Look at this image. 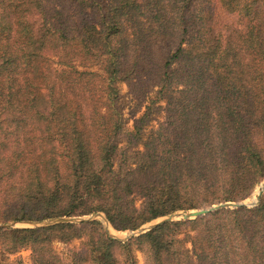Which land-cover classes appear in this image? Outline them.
Instances as JSON below:
<instances>
[{
	"label": "trees",
	"instance_id": "1",
	"mask_svg": "<svg viewBox=\"0 0 264 264\" xmlns=\"http://www.w3.org/2000/svg\"><path fill=\"white\" fill-rule=\"evenodd\" d=\"M263 180L264 0H0V224L102 213L135 231ZM54 241L79 246L62 261ZM23 248L31 264H264V192L124 241L98 219L0 229V264Z\"/></svg>",
	"mask_w": 264,
	"mask_h": 264
},
{
	"label": "rangeland",
	"instance_id": "2",
	"mask_svg": "<svg viewBox=\"0 0 264 264\" xmlns=\"http://www.w3.org/2000/svg\"><path fill=\"white\" fill-rule=\"evenodd\" d=\"M79 69H81V70L89 69V70H93L97 73H101V70L97 66H89L87 68L79 67ZM118 102L123 107L122 112H123V117L125 118V125H124L125 129L130 130L132 128V119H133L132 111L134 110V102H133V97H132L131 93L129 92L128 86L125 83L119 84V100H118ZM156 105H164V102L160 101ZM142 110H143V107L140 108L139 111H142ZM162 120H163V114H162L161 110L157 109L155 114H154V119L151 121L148 128L157 127L158 124L161 123ZM258 185L256 186L255 190L253 191L251 197L248 198L247 200H242V201H245L246 203L252 202ZM214 205H216V204H214ZM177 212H181V211H177ZM87 216L88 215L79 216V217L83 218V217H87ZM75 217H77V216H75ZM97 219L101 221L100 218H97ZM159 219H161V218H159ZM159 219H157L155 221H158ZM155 221H153L152 223H154ZM76 224H78V223H76ZM15 227H31V226L28 224H25V223H17L15 225ZM110 233L114 234L115 236H117L120 239H124L127 235H129L131 233V231L120 232V231H115L114 229H110ZM180 237H183V236L181 235ZM78 246H79V241H73L71 243H61V242L54 241L51 244V249L59 255V258L62 261H68L70 251L74 248H77ZM187 247H189V243H187ZM9 259L10 260L19 259L22 264H31V252L28 248H23L14 254H11ZM135 259H136V264H149L147 257H146V254L142 251H136L135 252Z\"/></svg>",
	"mask_w": 264,
	"mask_h": 264
},
{
	"label": "water",
	"instance_id": "3",
	"mask_svg": "<svg viewBox=\"0 0 264 264\" xmlns=\"http://www.w3.org/2000/svg\"><path fill=\"white\" fill-rule=\"evenodd\" d=\"M264 192V181H262L257 189H256V193L253 197V201L250 203H246L245 201H237V202H231V201H227V202H222V203H218L216 205H212L209 207H204V208H200V209H195V210H182L181 212H173L167 216L161 217V219H159L158 221H155L154 223H149L146 225L141 226L139 229L135 230V231H131V233L129 235H127L124 239H120L117 236H115L114 234L110 233V229H113L107 222L106 218L104 217V215L102 213H94V214H90L87 217H68V216H62V217H55V218H51V219H47V220H43V221H37V222H20V223H25L30 225L31 227H42V226H48V225H52V224H56V223H80L82 221H88V220H92V219H97L100 218L101 222L104 226L105 231L108 233V235L114 239H118V240H127L128 238H130L131 236H136L139 235L143 232L148 231L149 229L153 228L154 226L161 224L163 222H168V221H174V220H187V219H193L196 217H201V216H206L209 213L215 211V210H219V209H226V208H237L240 206H256L260 199H261V195ZM17 223H5V224H0V229L1 228H10V227H15Z\"/></svg>",
	"mask_w": 264,
	"mask_h": 264
}]
</instances>
